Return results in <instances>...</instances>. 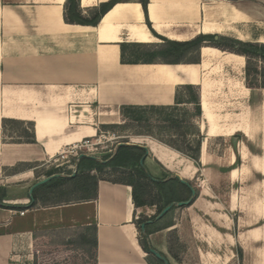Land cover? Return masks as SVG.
Wrapping results in <instances>:
<instances>
[{"label":"crops","instance_id":"crops-1","mask_svg":"<svg viewBox=\"0 0 264 264\" xmlns=\"http://www.w3.org/2000/svg\"><path fill=\"white\" fill-rule=\"evenodd\" d=\"M66 1L0 0V179L9 196L17 191L0 200V264H149L143 217L152 220L148 244L169 264L194 257L197 264H264V88L246 86V57L205 44L199 62L143 55L123 63L120 46L200 34L264 42V0H147L146 8L122 0L96 25L66 22ZM106 1L80 0V7L86 14ZM188 84L201 88L199 164L153 136L133 144L146 150L142 165L154 180L169 185L178 174L191 183L199 175L189 204L156 219L158 203L137 206L131 185L105 179L95 197L29 194L38 164L96 137L102 125L120 124L125 107L178 104L177 90ZM3 119L32 122L36 142L5 140L15 130L3 133ZM216 138H224L222 153ZM17 165L26 167L5 174ZM173 241L194 253L173 250Z\"/></svg>","mask_w":264,"mask_h":264},{"label":"rangeland","instance_id":"rangeland-1","mask_svg":"<svg viewBox=\"0 0 264 264\" xmlns=\"http://www.w3.org/2000/svg\"><path fill=\"white\" fill-rule=\"evenodd\" d=\"M220 44L224 46H229L234 49H239L240 46L237 45L233 38H225L219 41ZM135 53L134 59H143V56H139L142 51L138 49H131ZM199 97V86H194L192 92H189L183 88L178 89L179 93V103L167 107H126L123 111L121 125L115 127H108L99 129L96 137L88 138L79 143V145L68 148L62 151V153L55 155L53 158L41 162L38 164V172L41 177H48L50 175L60 173L63 176H74L76 174H95L99 179H105L110 181H121L128 178V171L133 167L139 166V162L131 159H121V153H127V156L135 153L134 150L126 151L121 149L120 143L133 144L137 143L139 138L137 136H153L163 139L165 141L181 145L183 147L189 146V144H195L198 140L197 129L201 123L200 108L199 105L192 103L181 102L191 97V94ZM264 93V92H263ZM181 102V103H180ZM241 108V107H240ZM240 111V109H236ZM200 129V128H199ZM202 132V131H201ZM203 137L205 136L202 132ZM8 140H19L18 137L12 138L9 134L6 136ZM224 138H216L213 141V148L219 153L223 152L224 148ZM93 155L90 156H81ZM25 165H17L14 168L5 170V174L19 171L25 168ZM44 176V177H42ZM199 175H196L191 180L193 187L197 188ZM39 179V180H40ZM148 185L146 187V193L142 201H146L148 204L158 203L159 207L164 208L167 203L166 199L163 198L160 187L158 184L151 181H147ZM4 180L0 179V200L11 199L14 200L15 193H17L15 188H11L10 191L12 196H9L4 189ZM168 187L172 190L173 198L175 200H180L181 194L179 186L174 182L169 184ZM4 194V195H3ZM10 194V193H9ZM87 195L83 190H73L71 188L55 189L44 196L43 201H53V200H67L70 198H78ZM158 209V208H157ZM158 213V212H157ZM156 213V214H157ZM147 217H143L138 222L139 233L142 240H146L145 232L141 229V224L146 221ZM171 238L175 239V233L173 232ZM172 248L178 250H185V252L194 253L189 250L188 245L178 243L176 246L175 242L172 243ZM188 246V247H187ZM149 258L155 264H162V262L154 257L153 254L147 252ZM194 259V260H193ZM193 263L197 264V258H192ZM191 262V261H190Z\"/></svg>","mask_w":264,"mask_h":264},{"label":"trees","instance_id":"trees-1","mask_svg":"<svg viewBox=\"0 0 264 264\" xmlns=\"http://www.w3.org/2000/svg\"><path fill=\"white\" fill-rule=\"evenodd\" d=\"M122 0H108L106 2L99 3L98 6L90 8L86 14L83 13V10L80 7V0H67L65 3V13L64 19L69 23H78V24H89L96 25L100 18L105 14L108 10H110L116 3ZM144 8L147 6V0L141 1ZM220 36L216 37L212 34H200L196 37L187 40V41H172L168 39H164L163 43H120L121 46V61L128 62L130 60H138L134 59L135 53L131 51V49H138L141 52L139 56H150L151 59H155L157 57L161 58L163 62L167 63H179V62H199V52L200 48L207 44L222 48L224 50H228L231 52H235L246 57V77L245 83L248 88L251 89H259L264 88V42H251V41H241L234 39L235 43L240 46L239 49H234L229 46H224L220 44L219 41L223 40ZM127 52H130L129 56H127ZM140 59V58H139ZM195 84L182 85L179 88H183L189 92H192ZM199 86V85H196ZM178 88V89H179ZM199 96H200V104L199 97L196 96L193 92L190 98L182 102L191 103L194 102L201 106V88L199 86ZM177 99H179V93L177 90ZM126 108V107H125ZM123 108V111L124 109ZM200 115L202 113L201 108L199 111ZM121 124H107L102 125L103 128L115 127ZM3 133L7 134L8 129L12 128L16 132L14 134L13 131L8 132V134L12 137H18L19 140H9L10 142H36L35 133H34V124L32 122L19 121L14 119H3L2 122ZM198 140L195 144H189L187 147H183L181 145H177L163 139H159L160 141L170 145L171 147L181 151L187 156L191 157L195 160L197 164H199V154H200V146L203 140V135L201 130L197 129ZM5 140L6 139L5 137ZM121 149L126 151L134 150L135 153L127 156V153H121V159H131L139 162V166L133 167L130 171H128V178L121 181H114L120 183H126L132 186V194L133 199L137 206L148 204L146 201H142L144 194L146 193V187L148 185L147 181H151L159 185L161 193L163 197L166 199L167 205L171 202L175 201L173 198L172 190L168 187V185L160 180H154L151 175L148 173L147 169L140 164L141 158L145 155L146 150L136 144H123ZM100 179L95 174H83V175H74V176H61L52 179L51 181L40 185L34 192L33 197L36 198L38 195V191L44 190L46 193H50L51 191L58 189L71 188L73 190H83L87 195L83 197H95L97 195V184ZM174 183L179 186L181 199L187 200L191 197V189L186 185L182 184L177 178L174 179ZM196 193L198 194L197 188H195ZM4 195V194H3ZM161 207H159V211H161ZM141 245L146 251H149V244L147 240H140ZM149 264H155L150 258H147Z\"/></svg>","mask_w":264,"mask_h":264},{"label":"water","instance_id":"water-1","mask_svg":"<svg viewBox=\"0 0 264 264\" xmlns=\"http://www.w3.org/2000/svg\"><path fill=\"white\" fill-rule=\"evenodd\" d=\"M124 143H120V145H123ZM82 157L83 156H90L92 158H95L93 157V155H85V154H82L81 155ZM143 160H144V157L141 158L140 160V163L143 164ZM63 176L62 174L60 173H56V174H53V175H50L48 177H44L40 180H38L37 182H35L29 189V194L32 195L33 191L35 188H37L38 186L42 185V184H45L49 181H51L52 179L54 178H57V177H61ZM174 177H176L177 179H179V181L186 185L187 187H189L191 189V192H192V197L189 199V200H186V201H179V202H171L169 203L168 205H166L162 210L161 212L156 216V219H160L161 217H163L174 205H179V206H183V205H186V204H189L191 199L195 196L196 194V191H195V188L191 185V183L186 180V179H183L180 175L178 174H175ZM152 220H148V221H145L141 224V229L144 230L146 225L148 223H151ZM149 252H151L152 254H154L157 258L161 259L162 261L165 262V264H169L168 260L165 258V256H163L158 250H156L155 248L149 246Z\"/></svg>","mask_w":264,"mask_h":264},{"label":"bare ground","instance_id":"bare-ground-1","mask_svg":"<svg viewBox=\"0 0 264 264\" xmlns=\"http://www.w3.org/2000/svg\"><path fill=\"white\" fill-rule=\"evenodd\" d=\"M120 7V6H119ZM109 19V18H108ZM107 21V20H106ZM8 25V24H7ZM4 26V25H3ZM145 29V28H144ZM149 36V35H148ZM148 39V38H147ZM20 50V49H19ZM207 53V52H206ZM34 56V55H33ZM208 57H209V55H208ZM229 57V56H228ZM232 57V56H231ZM230 57V58H231ZM237 63H235V65H236ZM229 65V64H228ZM188 66V65H187ZM190 66V65H189ZM234 66V65H233ZM185 69H186V67H184ZM190 68V67H189ZM179 69V68H178ZM195 70V69H194ZM188 71H189V69H188ZM197 70H195V72H196ZM200 72V71H199ZM197 74V73H196ZM189 75V74H188ZM191 75H192V73H191ZM190 76V75H189ZM205 87H206V85H205ZM207 93H205V102H204V105H205V108H206V110H208V102H207Z\"/></svg>","mask_w":264,"mask_h":264},{"label":"built area","instance_id":"built-area-1","mask_svg":"<svg viewBox=\"0 0 264 264\" xmlns=\"http://www.w3.org/2000/svg\"><path fill=\"white\" fill-rule=\"evenodd\" d=\"M61 153H62V152H61ZM61 153H60V154H61ZM21 213H24V211H21Z\"/></svg>","mask_w":264,"mask_h":264}]
</instances>
